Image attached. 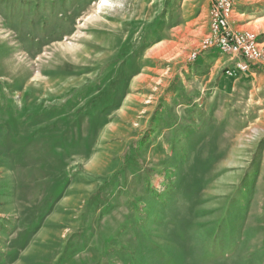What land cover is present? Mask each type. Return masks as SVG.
Instances as JSON below:
<instances>
[{
	"label": "rangeland",
	"instance_id": "374dc122",
	"mask_svg": "<svg viewBox=\"0 0 264 264\" xmlns=\"http://www.w3.org/2000/svg\"><path fill=\"white\" fill-rule=\"evenodd\" d=\"M207 19L0 0V264H264V69L228 76Z\"/></svg>",
	"mask_w": 264,
	"mask_h": 264
},
{
	"label": "built area",
	"instance_id": "2783aa9c",
	"mask_svg": "<svg viewBox=\"0 0 264 264\" xmlns=\"http://www.w3.org/2000/svg\"><path fill=\"white\" fill-rule=\"evenodd\" d=\"M237 0H212L210 9V33L201 43V49H216L221 54L233 57L241 56L226 74L236 77L240 73H248L253 66L264 69V47L258 35L252 31L233 30L231 19L236 10ZM199 52L191 55L195 61Z\"/></svg>",
	"mask_w": 264,
	"mask_h": 264
},
{
	"label": "crops",
	"instance_id": "0c3cea01",
	"mask_svg": "<svg viewBox=\"0 0 264 264\" xmlns=\"http://www.w3.org/2000/svg\"><path fill=\"white\" fill-rule=\"evenodd\" d=\"M206 2H207V16H208V19H207L208 25L206 26V29H208V27H209V13H210L211 5H212V0H206ZM203 9L205 10L204 7H203ZM250 12H252V11L248 10V8L247 9L244 7L240 8L238 5V7H236L233 18L231 19L230 24H231L232 29L233 30H250L249 28H252L258 22H261V20L264 19V17H253ZM263 32H264V30H263ZM260 36L258 35L259 40L262 43V45H264V40H263L264 35H263V37L262 36L260 37ZM212 52H214V51H212ZM215 52H218V51H215ZM211 58L214 59L213 57H211ZM211 58L209 57L208 59L212 60ZM232 58L235 59L234 64L236 61L242 59V57H240V56H236V57L232 56ZM218 62H219V60L215 61V65H217ZM252 69H260V68L253 66Z\"/></svg>",
	"mask_w": 264,
	"mask_h": 264
},
{
	"label": "trees",
	"instance_id": "16d2710c",
	"mask_svg": "<svg viewBox=\"0 0 264 264\" xmlns=\"http://www.w3.org/2000/svg\"><path fill=\"white\" fill-rule=\"evenodd\" d=\"M216 50V49H215ZM216 51H218V50H216ZM219 52V51H218ZM220 53V52H219ZM224 72H226V69H225V71Z\"/></svg>",
	"mask_w": 264,
	"mask_h": 264
},
{
	"label": "bare ground",
	"instance_id": "6f19581e",
	"mask_svg": "<svg viewBox=\"0 0 264 264\" xmlns=\"http://www.w3.org/2000/svg\"><path fill=\"white\" fill-rule=\"evenodd\" d=\"M53 109V108H52Z\"/></svg>",
	"mask_w": 264,
	"mask_h": 264
}]
</instances>
